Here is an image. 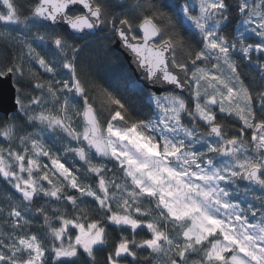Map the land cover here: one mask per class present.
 I'll list each match as a JSON object with an SVG mask.
<instances>
[{
	"label": "snow or ice",
	"instance_id": "snow-or-ice-1",
	"mask_svg": "<svg viewBox=\"0 0 264 264\" xmlns=\"http://www.w3.org/2000/svg\"><path fill=\"white\" fill-rule=\"evenodd\" d=\"M0 4L5 24L29 30L46 24L51 31L38 39L50 40L51 55L58 57L50 60L37 51L27 33L5 29L0 37L11 39L18 51L0 63V79L13 78L16 103L28 121L59 128L77 143L65 152L84 161L95 179V186L84 183L79 170L53 154L39 132L18 135L14 120L0 126L7 145L0 144V177L19 193L18 200L0 207V264H76L81 256L86 264H97L96 250L108 244L110 226L120 229V237L105 264H135L142 250H148L144 259L152 264H264V85L254 90L246 84L233 59L240 56L264 73V0L182 5L183 22L201 37L198 50L176 30L173 16L151 2L137 4L135 16H117L110 0H33L28 15L13 0ZM233 8L240 27L226 35ZM104 27L133 55L151 86L186 88L188 97L149 92L154 115L139 119L122 98L101 89L102 109L95 108L81 79L82 49L68 38ZM33 62L52 79L41 80ZM260 79L264 82V75ZM37 90L41 94L33 95ZM68 94L82 105L71 104ZM74 116L82 130L74 126ZM218 116L238 126L227 128ZM93 156L115 168L93 163ZM116 170L121 183L107 176ZM87 198L102 215L80 207ZM37 199L71 208H55L49 215L46 205L36 207L34 216H42L47 229L43 235L31 231L29 213ZM144 200L154 208L144 207ZM140 230L149 237L137 240ZM129 231L131 237L125 235Z\"/></svg>",
	"mask_w": 264,
	"mask_h": 264
},
{
	"label": "trees",
	"instance_id": "trees-1",
	"mask_svg": "<svg viewBox=\"0 0 264 264\" xmlns=\"http://www.w3.org/2000/svg\"><path fill=\"white\" fill-rule=\"evenodd\" d=\"M13 2L22 15H28V8L31 3H33V0H13ZM146 2H151L161 10L170 13L176 21V30L185 38V40H187L188 43H190L197 50L202 47V44L199 43L201 40L199 33L191 27L190 24L183 22V14L180 11L182 5L185 3L190 4L192 0H110L112 11L117 16H121L122 13H127L129 16H135L139 10L137 9L136 11H133L134 7L137 4L143 5ZM229 3L235 5L236 0H229ZM0 11H4L2 4H0ZM230 16L231 19L227 22V27L225 28L226 35H234L236 29L240 27L237 24L239 17L234 8L231 11ZM5 29L13 35L27 33L29 42L33 43V47H36L37 51L45 54L50 60L58 58L51 55V52L54 50V45L51 44L50 40L46 39L42 43L38 39V36L51 31L46 24L37 23L36 25L31 26L29 30L25 29L22 25L5 24V22L0 21V31H4ZM56 31L60 32L62 29L57 28ZM68 39L69 43H75L82 49L78 57L81 79L87 81L89 85L88 95L93 99L95 108L98 110L102 109L99 92L101 89H107L122 98L123 102H125L132 111L134 118L148 119L153 117L155 108L154 104L150 102L148 95L151 91L145 88L135 78V75L130 69L124 56L114 48L113 44L115 38L108 27L100 29V31L95 35L74 34V36L69 37ZM17 51L18 46L15 45L11 39L0 37V63L10 62L13 56L16 55ZM253 58L255 59V56H253ZM233 59H235L239 64L237 71L241 73V79H243L244 82L254 90H259L262 85H264V82L260 79L261 75H264V73H261L258 67H254L247 60H242L240 56H234ZM32 67L40 73L41 80L52 79L51 74L44 73L43 69H41L38 64H35V62H33ZM56 78L60 79V76H57ZM25 88L31 91L30 84H26ZM32 94L39 96L41 93L37 90L32 92ZM185 97L187 98L188 96ZM27 100L28 97H24L25 103H27ZM72 104H76L77 107H80L82 105V101L80 99H72ZM45 106L52 107L51 104H47ZM39 110V108H35V111L38 112ZM104 115H107L106 111L104 112ZM218 119H220L221 122L227 126V128L238 126L234 124V119H223L222 116H218ZM9 120H14L17 124L18 135L35 133V130L40 126L38 122L28 121L27 116L20 111V108L16 113L11 114L9 117L0 113V126H3V124ZM79 128L81 127L79 126ZM50 132L57 135L60 133V129L52 128L50 129ZM59 141L60 140H57L56 144H59ZM13 143H18V141H14ZM0 144H4L5 147L7 146L3 137H0ZM51 151L53 154L58 155L62 162L72 166L74 169H78L79 171L77 175L80 176L83 181H87L88 184L95 186V179L86 173L87 165L84 161L79 160V158L71 152L61 151L60 148L53 147ZM105 160L108 165L110 164L115 166L114 162H109L107 159ZM107 176H110V172H107ZM84 177L87 178L84 179ZM120 177V174L117 175V183H120ZM69 194L75 193L69 190ZM10 199L18 200L19 193H16L15 189H13L11 185L3 179V177H0V206L5 207L9 203ZM142 203L144 207L151 206L154 208V205H150V202L147 200H144ZM42 205H46L49 209V215H52V210L55 208H67L68 211H71L70 206L63 204L62 202L56 203L51 200L46 201V199H37L32 205L33 212L36 207H40ZM80 207L93 210V215H102L101 213L94 211L96 209V205L92 198L84 199L81 202ZM36 216L39 221V230H44L46 232V228L43 227V217L39 215ZM53 226H57V224L54 223ZM108 233V244L98 246V249L96 250L95 255L97 264H105L107 251L111 249L113 243L120 237V229L114 226L108 227ZM125 235H129V237H131L130 231L125 232ZM148 237L149 234L146 230H140L138 231L136 238L137 240H140ZM148 256V250L138 251L139 258L136 260L135 264H152L151 259H144ZM129 260H131V258H129ZM76 264H86L85 257L81 256L79 260H76Z\"/></svg>",
	"mask_w": 264,
	"mask_h": 264
},
{
	"label": "water",
	"instance_id": "water-1",
	"mask_svg": "<svg viewBox=\"0 0 264 264\" xmlns=\"http://www.w3.org/2000/svg\"><path fill=\"white\" fill-rule=\"evenodd\" d=\"M100 30H93L91 35H95ZM82 35V34H75ZM114 48L120 52L125 60L127 61L130 69L133 71L136 79L143 84V86L151 91H157V94H162L166 92H174L175 94H182L187 96L188 90L185 88L174 89L172 86L168 85H158L151 86L149 82L145 79L144 72L137 66V63L133 57V55L126 49L124 46L115 38ZM17 98V90L16 85L12 77H8L6 79H0V113L4 114L6 117H9L11 114L16 113L19 110V105L16 103Z\"/></svg>",
	"mask_w": 264,
	"mask_h": 264
},
{
	"label": "rangeland",
	"instance_id": "rangeland-1",
	"mask_svg": "<svg viewBox=\"0 0 264 264\" xmlns=\"http://www.w3.org/2000/svg\"><path fill=\"white\" fill-rule=\"evenodd\" d=\"M197 2V0H192V2L190 3V5H194L195 3ZM195 14V13H194ZM248 43H252L253 40H249L247 41ZM257 54H253V56H255ZM61 78V77H60ZM163 94H166V93H163ZM69 95V99H70V103L72 104V94H68ZM107 116V115H103L100 117L101 119V123H102V126H104V117ZM74 119V126H76L78 128V130H82L83 128V124L82 122L80 121V119L78 117H73ZM187 122V121H186ZM79 126L81 128H79ZM50 129L52 128H48L47 126L45 125H40L36 130H35V133L39 132L42 139H43V142L45 143V145L52 149L53 147L55 148H60L61 151L65 152V148L66 147H77V143L73 140H71V138L67 137V135L65 134L64 135V132H62L60 130V133L57 134V135H54L50 132ZM57 140H60L59 141V144H56V141ZM92 160H93V163H101V164H105L108 169H114L115 166H112V165H108L107 161L105 159H101L99 157H96V156H93L92 157ZM43 163H49V160L47 158H43L42 160ZM110 172V176L109 178L115 176L116 179H117V175L120 174V176H122V173L119 172V170H116L115 172L113 171H109ZM84 183H88L87 181H83ZM121 177H120V183H121ZM45 183V186L47 187V182H44ZM247 186L246 182L245 183H242L240 185V189L241 191H243V189ZM255 187V186H253ZM256 195H260L259 191H256L255 192ZM251 195V194H250ZM250 195H249V199H250ZM245 197H241V199H244ZM1 207V206H0ZM29 218H33V226L31 228V231H35V232H38L39 234L43 235L44 233H46L44 230H39V221H38V217L35 215L34 216V212L33 213H29ZM0 223H3V217H1L0 219ZM58 226V225H57ZM9 229L5 228V231H8ZM47 231V229H46Z\"/></svg>",
	"mask_w": 264,
	"mask_h": 264
}]
</instances>
